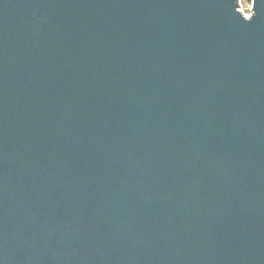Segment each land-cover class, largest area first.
I'll list each match as a JSON object with an SVG mask.
<instances>
[{"label": "water", "instance_id": "1", "mask_svg": "<svg viewBox=\"0 0 264 264\" xmlns=\"http://www.w3.org/2000/svg\"><path fill=\"white\" fill-rule=\"evenodd\" d=\"M0 0V264H264V0Z\"/></svg>", "mask_w": 264, "mask_h": 264}, {"label": "rangeland", "instance_id": "2", "mask_svg": "<svg viewBox=\"0 0 264 264\" xmlns=\"http://www.w3.org/2000/svg\"><path fill=\"white\" fill-rule=\"evenodd\" d=\"M241 2H242L244 12L246 14H249L252 9L253 1L252 0H241Z\"/></svg>", "mask_w": 264, "mask_h": 264}, {"label": "built area", "instance_id": "3", "mask_svg": "<svg viewBox=\"0 0 264 264\" xmlns=\"http://www.w3.org/2000/svg\"><path fill=\"white\" fill-rule=\"evenodd\" d=\"M253 1V0H252ZM239 4H240V7H239V9L247 16V17H250L251 15H252V13H253V5H252V9H251V11H250V13L249 14H246L245 12H244V10H243V6H242V2H241V0H239Z\"/></svg>", "mask_w": 264, "mask_h": 264}]
</instances>
